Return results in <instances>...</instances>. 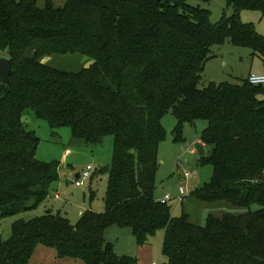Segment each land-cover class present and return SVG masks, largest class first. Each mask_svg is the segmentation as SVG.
I'll list each match as a JSON object with an SVG mask.
<instances>
[{"label":"trees","instance_id":"16d2710c","mask_svg":"<svg viewBox=\"0 0 264 264\" xmlns=\"http://www.w3.org/2000/svg\"><path fill=\"white\" fill-rule=\"evenodd\" d=\"M188 0H66L57 8L38 0H0V60L11 63L10 86L0 72V214L35 210L60 181L58 162L37 158L40 138L24 116L32 112L52 134L70 128L72 138L103 145L113 138L104 212H84L76 224L50 210L18 219L0 238V264H34L39 246L60 259L85 264H135L119 256L106 232L130 229L137 244L163 233L167 264H264V86L210 83L200 88L214 46L230 43L264 55V38L239 13L258 11L264 0H227L231 17ZM86 58L77 72L44 62L56 55ZM171 112L184 128L207 122L200 141L209 149L201 164L210 182L191 195L206 204L229 203L242 213L191 220L155 196L160 145ZM254 205L258 209L252 210Z\"/></svg>","mask_w":264,"mask_h":264},{"label":"rangeland","instance_id":"374dc122","mask_svg":"<svg viewBox=\"0 0 264 264\" xmlns=\"http://www.w3.org/2000/svg\"><path fill=\"white\" fill-rule=\"evenodd\" d=\"M51 1L55 7L61 8L66 0H38V5L44 7ZM188 4L208 10L211 22L218 23L223 17H231L235 10L227 0H188ZM243 23L251 24L264 38V17L258 11L244 10L239 13ZM44 62L60 70L77 72L85 64L86 58L78 54L56 55L46 58ZM250 74L264 75V55L254 54L249 48L233 46L230 43L214 46L212 58L206 63L200 88L210 83L228 82L241 84ZM24 121L29 131H34L40 138L37 158L42 162H58L60 165V181L51 188L49 199L35 210L2 218L0 214V238L8 240L11 237L13 222L18 219L30 220L45 215L49 210L53 214H61L71 224H76L82 213L93 211L101 213L105 209V195L108 188L109 175L103 169L109 166L113 156V138H106L103 145H86L82 141L72 138L70 128L64 127L52 134L49 125L35 117L32 112L26 113ZM162 124L166 131L165 139L160 145V167L156 178L155 196L160 200L170 194L172 200L168 203L174 216L182 215L180 202V187L185 186L187 196L184 197V208L191 216V220L199 225L206 223L209 214L222 216L225 213H242L229 203L206 204L197 202L191 195L196 189L210 182L213 168L209 164H201V156L194 153L196 144L207 122L199 120L194 125L187 124L184 128L183 142H174L173 131L177 121L174 115L167 113ZM204 158L208 157V151ZM93 167L91 180L83 187H76L73 181L76 174H80ZM192 173L189 180H185V173ZM56 195L60 200H55ZM258 209L257 205L252 210ZM108 242L114 243L119 256H128L136 260L135 264H167L162 254L163 233L158 232L150 238L149 246L140 247L130 229L111 227L106 232ZM34 264H85L80 260L60 259L56 251L39 246L32 258Z\"/></svg>","mask_w":264,"mask_h":264},{"label":"built area","instance_id":"2783aa9c","mask_svg":"<svg viewBox=\"0 0 264 264\" xmlns=\"http://www.w3.org/2000/svg\"><path fill=\"white\" fill-rule=\"evenodd\" d=\"M248 81L250 84L259 86H264V75H256V74H250L248 76ZM94 171L93 167L88 166L85 171L79 174V177L73 181L76 187H83L85 186L92 178V172ZM192 177V173H185L184 178L185 180H189ZM180 202L183 201L184 197L187 196V189L185 186L180 187ZM59 198V196H56V199ZM172 200L171 195L167 194L162 199L159 200L162 204H167ZM155 264V263H153Z\"/></svg>","mask_w":264,"mask_h":264},{"label":"water","instance_id":"95a60500","mask_svg":"<svg viewBox=\"0 0 264 264\" xmlns=\"http://www.w3.org/2000/svg\"><path fill=\"white\" fill-rule=\"evenodd\" d=\"M0 72L2 76V83L3 85L10 86V77L12 75V67L11 63L7 59H1L0 60ZM196 151L199 156H204L205 155V148L202 146L201 143L196 144ZM105 173L109 172V167H105L103 169ZM79 177V174L76 176V179Z\"/></svg>","mask_w":264,"mask_h":264},{"label":"crops","instance_id":"0c3cea01","mask_svg":"<svg viewBox=\"0 0 264 264\" xmlns=\"http://www.w3.org/2000/svg\"><path fill=\"white\" fill-rule=\"evenodd\" d=\"M198 143H201L202 146L205 148V154H206V152H207V147H206V146L200 141V138L198 139ZM193 152L196 153L197 151H196V150H193ZM108 167H110V165H109ZM77 175H78V174H76V176H77ZM56 196H57V195H56ZM163 197H164V196H163ZM163 197H162V198H163ZM156 198H157V197H156ZM162 198H161V199H162ZM48 199H49V198H48ZM157 199H158V198H157ZM55 200H60V198H57V199H56V197H55ZM158 200H159V199H158ZM50 211H51V210H50ZM103 212H104V211H103ZM82 214H83V213H82ZM82 214H81V215H82ZM80 217H81V216H80ZM145 246H149V244H148V245H145ZM145 246H142V248L145 247Z\"/></svg>","mask_w":264,"mask_h":264}]
</instances>
